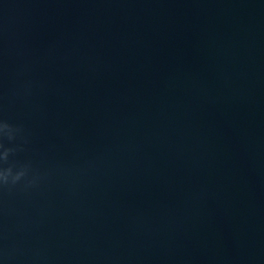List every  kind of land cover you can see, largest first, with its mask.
I'll use <instances>...</instances> for the list:
<instances>
[{
	"label": "water",
	"instance_id": "1",
	"mask_svg": "<svg viewBox=\"0 0 264 264\" xmlns=\"http://www.w3.org/2000/svg\"><path fill=\"white\" fill-rule=\"evenodd\" d=\"M0 173V264H264V0H0Z\"/></svg>",
	"mask_w": 264,
	"mask_h": 264
},
{
	"label": "clouds",
	"instance_id": "2",
	"mask_svg": "<svg viewBox=\"0 0 264 264\" xmlns=\"http://www.w3.org/2000/svg\"><path fill=\"white\" fill-rule=\"evenodd\" d=\"M9 172H10V169H9ZM20 175H22V173H21ZM0 176H3V179H4L5 181L7 180V176L4 175L3 173H0ZM15 179H19V175H18Z\"/></svg>",
	"mask_w": 264,
	"mask_h": 264
}]
</instances>
